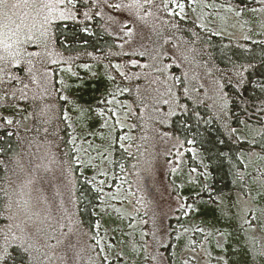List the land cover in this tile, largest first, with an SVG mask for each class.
<instances>
[{
  "label": "trees",
  "instance_id": "trees-1",
  "mask_svg": "<svg viewBox=\"0 0 264 264\" xmlns=\"http://www.w3.org/2000/svg\"><path fill=\"white\" fill-rule=\"evenodd\" d=\"M258 4L259 0H160L162 16L177 21L176 28L184 25L187 33L203 36V56L209 66L213 63L219 80L218 85L199 84L203 88L195 91L192 82L184 84L182 68L173 62L176 52L149 53L153 62H173L164 72L147 73L167 78L165 85L153 83L152 91H161V86L173 89L174 103L154 99L147 106L143 101L149 110H165L166 121L137 120L143 108L132 106V64L137 55L122 51L127 30L117 24L108 0H67V17L53 23L31 64L15 66L12 62L20 56L0 64V264H49L51 258V264H65L51 242L55 233L65 237L69 231L44 222L57 218L49 184L34 195L43 206L36 230L19 206L24 178L36 167L31 156L53 151L65 159L67 148L75 186L61 214L78 232L86 256L91 250L102 255L98 264H136L132 252L119 253L132 243L131 233L116 224L120 215L109 209L110 199L106 201L107 191L124 194L129 191L125 186L133 183L131 139L136 121L159 129L162 142L182 144L181 150L176 147L174 161L181 166L172 168L173 182L182 201L193 209L199 206L197 212H178L172 220L164 263L181 264L183 247L198 249L189 240L198 238L210 246L218 235L213 264H264V243L262 248L255 244L257 235L264 237V40L258 34L233 33L236 27L215 19L225 15V9L252 13ZM204 22L214 25L198 26ZM188 37L181 38L188 42ZM43 63L48 71L42 75L37 67ZM36 75L43 77L39 89L33 81ZM127 104L136 111L131 113ZM121 117L126 126L119 124ZM141 264H149L145 242Z\"/></svg>",
  "mask_w": 264,
  "mask_h": 264
},
{
  "label": "rangeland",
  "instance_id": "rangeland-1",
  "mask_svg": "<svg viewBox=\"0 0 264 264\" xmlns=\"http://www.w3.org/2000/svg\"><path fill=\"white\" fill-rule=\"evenodd\" d=\"M8 2L11 5L15 0H8ZM35 2V8L13 9L10 11L9 15L14 22H10L0 15V64H9L8 58L15 59L16 56H20V59L12 62L15 66H18L19 63L26 66L31 64V61L38 57L39 50L43 49L42 46L46 42L47 36H50L51 33H47V31L52 29L53 23L67 17L65 11L68 10L67 0H35ZM108 2L113 14H115L114 18L117 24L127 30L125 33L127 37L126 45L122 47V51L127 55L134 53L137 55V62L132 64L133 72L131 75L135 81V87L132 89L134 90L135 104H132V106L136 108L143 107L142 110H138L137 120L145 121L146 118H150L152 124L156 119L166 121V118H164L165 110H149L143 106V101H146L147 106L154 99H163L171 104L174 103L171 99L176 94L173 89L161 86V91H152L151 86L153 83L157 82L165 85L167 78L151 77L147 73L148 71L164 72L168 70L170 64L176 62L174 64L182 68L184 84L187 85L192 82L195 91L203 88L199 84L211 86L215 83L218 85L219 80L212 68L214 67L213 63L212 67L209 66L211 64H208L203 56V46H201L204 40L203 36L200 37L197 33H187V28L184 25L176 28L175 23L177 21L162 16L159 6L160 0H108ZM169 18H171V15ZM106 19H109V16H106ZM215 19L223 23L225 27H236L233 33H242L241 35L246 37L258 34L264 40V0H259V4L252 13L243 10L237 12L225 9V15H218ZM4 25H7V27L5 28ZM210 25L213 26L214 24L208 22L198 23V26L204 28L210 27ZM114 30L117 31L118 29L115 27ZM188 35L190 36L188 37ZM182 36H187L190 40L184 42ZM145 38H147L146 41ZM165 51H168L171 55L176 52L177 55L174 57L176 60L173 59V62L166 65L161 61L153 62L152 59L147 57L149 53ZM170 54H168L169 57H171ZM37 68H39L37 71L42 75L48 71L45 63ZM42 79L43 77L40 80L38 75L34 77L33 81L37 86L36 89L42 87ZM146 83H149L148 86ZM185 85H183V88H185ZM180 94L185 95V92L182 91ZM127 106L131 113L136 111L132 110L129 104ZM119 124L126 126V119L121 117ZM133 127L137 129V132H133L131 139L134 144L133 151L135 152L131 172L135 182L131 180L133 183L125 186L129 187V191L124 194H122V191H116V194H108L107 191L106 201L110 199L109 209L120 215V219L116 220V224L125 227L131 233L130 240L132 243L123 251L119 250V253L127 255L132 252L130 255L135 263L141 264L145 242V257L149 259V264H165L163 253L169 252L166 235L167 230L173 224L172 220L181 214L178 212H182L186 216L197 212L199 206L193 209L192 205L186 204L184 200L182 201L180 199L182 192L177 191L179 189L173 182L176 171L174 172L172 168L176 167L178 169L181 166L174 161L176 147H180L181 150L182 144L162 142V136L158 134L161 132L159 129H153L139 121H136ZM49 144L50 142L45 147ZM122 145L124 146V144ZM87 147H90L89 143ZM126 149L129 150L127 145ZM84 151L85 149L82 153ZM57 154L53 151L43 153L38 151L31 156L36 167L30 168L28 176L24 178L25 186H22V199L19 210L28 217L31 228L36 230L40 226L39 221L43 206L39 205L34 195L36 193L38 195V192L41 189H46L49 184L50 193L52 195L55 193L57 218H46L44 220L45 225L50 223V227L54 226L55 230L59 229L60 226L67 228L69 231V235L66 234L65 237H62L63 234L55 233L51 242L52 245H57L56 248L59 249L60 262L65 264H98L97 259L102 255L89 250L86 256L87 249L79 241L78 232L75 231L68 218L61 214L69 205L70 195L74 192L75 178L71 170L72 166L74 168V162L71 159L69 148L66 149L65 159L59 158L60 153ZM177 160L179 159L177 158ZM182 160L181 158L180 163H182ZM106 170V168L103 169L104 172ZM104 172L103 175H106ZM183 173L185 172L183 171ZM37 185H39V188L35 187ZM22 219L26 220L24 217ZM113 222L111 221V223ZM175 226L178 225L175 224ZM129 227L140 230L135 232ZM77 228L79 229L78 225ZM189 243L192 246L197 245L198 249L183 247L182 253L178 256L181 264H213L211 258L218 248L216 243H220L218 235H215V238L213 236L210 246L204 245L198 238L189 240ZM263 243V235H257L255 244L262 248ZM184 257L189 258L190 261L184 260ZM51 262L52 258L49 260V264Z\"/></svg>",
  "mask_w": 264,
  "mask_h": 264
},
{
  "label": "snow or ice",
  "instance_id": "snow-or-ice-1",
  "mask_svg": "<svg viewBox=\"0 0 264 264\" xmlns=\"http://www.w3.org/2000/svg\"><path fill=\"white\" fill-rule=\"evenodd\" d=\"M35 8L36 2L35 0H15L11 5L8 0H0V15H2L5 19L12 21V17L9 15V12L13 9H23V8ZM15 15V13H13ZM6 28L7 25H4ZM7 46V45H6Z\"/></svg>",
  "mask_w": 264,
  "mask_h": 264
}]
</instances>
